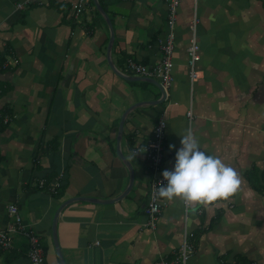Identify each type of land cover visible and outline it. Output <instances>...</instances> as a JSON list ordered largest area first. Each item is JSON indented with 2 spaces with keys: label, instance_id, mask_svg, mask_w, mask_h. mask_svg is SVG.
I'll return each mask as SVG.
<instances>
[{
  "label": "crops",
  "instance_id": "0c3cea01",
  "mask_svg": "<svg viewBox=\"0 0 264 264\" xmlns=\"http://www.w3.org/2000/svg\"><path fill=\"white\" fill-rule=\"evenodd\" d=\"M98 2L112 24L109 59L110 30L93 0H0V63L8 64L0 69V228L16 206L25 232L47 249L45 264H59L52 224L69 201L56 216L65 264H264V0H182L167 89L128 67L161 62L170 31L164 0ZM194 17L200 60L192 78ZM160 118L162 172L174 165L169 145L179 148L191 130L241 184L193 206L162 198L151 229L145 151ZM11 238L0 264H30L25 233ZM185 241L194 252L182 263Z\"/></svg>",
  "mask_w": 264,
  "mask_h": 264
},
{
  "label": "built area",
  "instance_id": "2783aa9c",
  "mask_svg": "<svg viewBox=\"0 0 264 264\" xmlns=\"http://www.w3.org/2000/svg\"><path fill=\"white\" fill-rule=\"evenodd\" d=\"M181 1L182 0H164V2L167 4V7L169 8L167 25L170 31L166 39L160 45V49L163 54L161 62L152 68H148L142 65H137L131 60L128 61V67L132 72L145 78L157 79L164 89L169 88L173 82L171 75L173 68L172 55L174 53L173 43L175 39L173 28L176 21L177 8ZM82 4L83 3L80 2L79 4L77 3L74 6L73 17L77 18L82 14ZM197 23L198 19L194 17L190 26L192 37L190 39L188 47V64L192 72V78H195L196 76V72L193 70L196 63L200 60V46L195 37ZM7 68L8 64L5 61L0 63L1 70H5ZM188 116L190 117L191 114L188 113ZM5 122H7V120H5ZM165 127V121L163 120V118H160L157 124L154 126L152 139L149 141V144L146 147V151L144 149L148 167L154 174L151 182L150 199L144 209L145 215L148 219L146 226L151 229L155 228L156 221L161 213V209L163 206L162 198L157 195V188L159 187L158 184L163 181L161 165L165 149ZM135 150L141 151V149L139 148H136ZM8 213L13 216L14 221L11 222L5 229L0 228V251L10 248L12 242V233H15L17 231L24 232L29 241L28 258L30 264H45L44 251L41 247L39 241L40 239L38 238V236L32 231L25 232V226L22 224V219L18 215L16 206L10 205L8 207ZM189 238H193L192 233L189 235ZM193 252L194 245L189 241H185L180 247V256L178 260H180L182 263H185V261L189 259Z\"/></svg>",
  "mask_w": 264,
  "mask_h": 264
},
{
  "label": "clouds",
  "instance_id": "9594fccd",
  "mask_svg": "<svg viewBox=\"0 0 264 264\" xmlns=\"http://www.w3.org/2000/svg\"><path fill=\"white\" fill-rule=\"evenodd\" d=\"M180 147L176 149L174 165L162 172L157 195L167 200L182 199L193 206L227 198L235 193L240 184L238 171L220 156L201 149L197 135L189 130L180 135Z\"/></svg>",
  "mask_w": 264,
  "mask_h": 264
},
{
  "label": "water",
  "instance_id": "95a60500",
  "mask_svg": "<svg viewBox=\"0 0 264 264\" xmlns=\"http://www.w3.org/2000/svg\"><path fill=\"white\" fill-rule=\"evenodd\" d=\"M93 1H94L95 6H96V9L101 14V16L105 19L106 24L108 25L109 30H110V39H109V43H108V47H107V57L109 59L110 51H111V48H112V45H113V40H114V35H113V30H112V24H111V21H110L109 17L107 16V14L105 13V11L101 7L100 3L98 2V0H93ZM109 65H111L110 64V61H109ZM110 67L113 70L112 66H110ZM119 156L121 157V159L123 161L125 160L124 157H123V155L121 153L119 154ZM129 168H130V173H131L130 183H129V188H130L132 186V183H133V171H132V169H131L130 166H129ZM68 203H69V201L64 202L59 207V210L57 211V213L62 208H64ZM57 213H56V215L54 217V221H53V224H52V241H53V245H54V248H55V251H56V254H57V258H58L59 264H65L64 259H63V256H62V253H61V250H60V246H59V243H58L57 234H56V216L58 215Z\"/></svg>",
  "mask_w": 264,
  "mask_h": 264
},
{
  "label": "trees",
  "instance_id": "16d2710c",
  "mask_svg": "<svg viewBox=\"0 0 264 264\" xmlns=\"http://www.w3.org/2000/svg\"><path fill=\"white\" fill-rule=\"evenodd\" d=\"M82 11H83V7H82ZM3 116H5V113L2 111V113H0V127H3L4 126L3 122L5 124H7V122L4 121ZM46 252H47V249H45V247H44V253H46Z\"/></svg>",
  "mask_w": 264,
  "mask_h": 264
}]
</instances>
